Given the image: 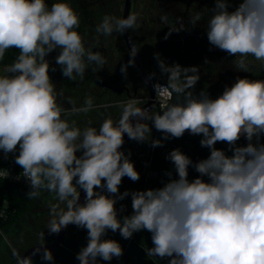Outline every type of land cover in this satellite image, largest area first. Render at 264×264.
Here are the masks:
<instances>
[{"label": "clouds", "instance_id": "clouds-1", "mask_svg": "<svg viewBox=\"0 0 264 264\" xmlns=\"http://www.w3.org/2000/svg\"><path fill=\"white\" fill-rule=\"evenodd\" d=\"M232 3L214 0L206 35L211 46L236 57V67L247 72L248 57L264 62V0H239L235 7ZM202 17L197 12L192 25ZM137 19L131 13L105 15L96 26L97 39L135 29ZM79 26L78 14L65 0L50 7L45 0H0V60L9 49L19 51L6 69L12 75L0 76V150L5 156L18 151L15 163L30 183L28 199L39 197L40 190L55 194L57 202L49 205V234L69 225L85 229L87 244L77 253L79 264L110 262L123 255L118 241L104 238L109 230L124 239L149 232L153 246L146 255L168 258V264H264V80L237 78L213 99L205 91H192L200 79L198 66L160 60L167 83L153 86L156 96L171 101L175 94L182 102L165 103L162 112L153 113L129 99L122 102L117 120L108 117L99 128H80L62 115L88 113L92 98L81 107L62 108L46 59L59 49L55 63L69 80L83 79L90 64L105 65L100 52L86 49ZM136 52L134 46L130 56ZM127 67L121 71L126 73ZM153 127L165 139L181 138L186 131L202 136L200 145L210 154L194 163L173 149L166 158L176 178L169 172L161 187L120 193L124 177L140 179L129 155L121 151L124 136L149 141ZM241 137L246 145H238ZM218 142L226 143L232 154L216 148ZM161 143L151 140L153 147ZM190 166L199 173L192 180ZM129 195L132 214L121 218L117 201ZM43 245L29 256L13 249L16 264H34L37 254L53 261Z\"/></svg>", "mask_w": 264, "mask_h": 264}, {"label": "trees", "instance_id": "trees-1", "mask_svg": "<svg viewBox=\"0 0 264 264\" xmlns=\"http://www.w3.org/2000/svg\"><path fill=\"white\" fill-rule=\"evenodd\" d=\"M117 6L116 8L109 9L108 6L105 4L103 5L102 12H98V7L95 6V0H86V6H85V20L82 25L83 34L87 38H92L91 44H93V48H95V28L94 24L97 23L98 15L101 13V15L104 17L105 15H117L120 17L121 12L119 7L121 6V1L116 0ZM146 10L144 11V18L148 20V26H143L142 24V31L144 30L149 31L148 28L151 26L149 24V19L156 17V20L159 16L157 13V7L156 5L153 6V10L151 13L149 11L150 6H146ZM116 16V17H117ZM156 23V21H151ZM91 31V32H90ZM151 37L147 39L148 45L143 46V50L149 52L151 56L153 57V52L157 49L156 41L160 42V39H158V36L160 35L157 33V31L154 33H150ZM158 39V40H157ZM159 44V43H158ZM90 48V47H89ZM88 48V49H89ZM92 48V49H93ZM87 49V48H86ZM93 51V50H92ZM156 53V52H155ZM158 54V55H157ZM156 55L160 56V52L158 51ZM19 55V51L17 49H9L6 51L5 56L3 60H0V68L7 69L8 66H10L12 63H14L16 57ZM145 68L152 74L154 78L155 83H159L161 80V77L163 73H154V71L157 69L156 67L151 68V64L143 63ZM131 66V65H129ZM133 69L132 72H129L131 77H122L120 81H123L124 79L127 81L125 84L126 87H120L124 91H120L117 93H112L111 91H106V89L102 86L101 80H100V72H97L95 70L94 65H89L86 73L84 75V78L81 79L79 76L76 77L75 80H69L70 83H72V86L67 85V90H70V93L67 92L69 100L71 101V108L73 106L75 107H81L84 105V101L86 98L91 97L93 101V108L88 113H78V114H67V116H64L62 118L68 119L69 122L75 121L76 125L80 128H84L87 126H93L96 128H99L100 124L103 122L105 118L111 117L114 121L117 120L121 113V104L122 102H127L129 97L125 95V91L128 89L131 92L133 91V88L139 84V76L134 75V66H131ZM151 68V69H149ZM99 73V75H98ZM7 75H12L11 73H7ZM49 75L51 77V67L49 71ZM124 78V79H123ZM76 84V85H74ZM141 86V85H140ZM142 87V86H141ZM144 90L145 96L148 95L147 90L142 87ZM120 89V90H121ZM194 94L199 95L200 92L205 91L210 98H216L220 96L222 93H219L218 91L210 88H205L202 86L200 82H197L194 89H192ZM133 93V92H132ZM183 97H177L174 94L173 97V103L176 102H182ZM155 128H152L151 131V140H153L154 136L156 134L163 135L161 132L156 131L154 132ZM151 140L145 141V142H137L131 143L126 151L124 152L125 155H129L130 160L134 163V166L136 170L140 174V178L143 180L137 181L136 185L132 184L131 180L127 177H124L122 180L121 185L119 186L120 193H123L124 191L131 192L133 189L136 188V190H146L150 188H158L161 187L163 182H166L169 179V176L167 173H172V178H176V173L174 167L167 163V158L165 155V147L158 146L157 147V153L145 155L144 153L151 148ZM261 142L264 143V136L261 137ZM138 145V146H137ZM136 149V151H135ZM79 155V153H78ZM199 160L193 161L198 162ZM150 164L149 170H146L147 165ZM151 170L160 172V176L157 177L155 180L149 179V174ZM189 170L196 174V177L199 176V173H197L194 169V167L190 166ZM205 180H207V177H204ZM129 181V182H128ZM128 182V185H125ZM124 187V188H123ZM30 191V189H27L23 186L8 182L6 180L0 179V201L1 202H8L11 209L12 214L4 222H1L0 227L2 232H7L9 228L14 224L17 223L25 214L30 210L31 206L34 204L35 200L38 198L28 199L27 193ZM111 195V194H109ZM127 199V200H126ZM120 202L123 203L122 207V213L120 217L122 218L125 215H131L132 214V208H131V198L125 197L123 200H118L117 204H120ZM69 225V229H70ZM43 229L47 230V227H44ZM39 230V228L37 229ZM2 232L0 231V249H3L5 253L7 252V249H4V237L2 235ZM31 233V231H27ZM48 235L44 234V240H40L39 244H44L51 242L48 239ZM81 244V241L73 240L68 237V234L66 236V239L64 241V246L60 248L57 252H68L69 254L72 253V250L76 247H79ZM79 245V246H78ZM151 243V234L147 231H140L136 233L135 239H133L131 246L126 251L125 254V261L126 264H168V258L160 259L155 257H149L146 255V250L150 247H152ZM123 249V248H122ZM57 252L53 253L56 254ZM118 258H113L110 262L103 261L105 264H113Z\"/></svg>", "mask_w": 264, "mask_h": 264}, {"label": "flooded vegetation", "instance_id": "flooded-vegetation-1", "mask_svg": "<svg viewBox=\"0 0 264 264\" xmlns=\"http://www.w3.org/2000/svg\"><path fill=\"white\" fill-rule=\"evenodd\" d=\"M120 1V17H123L125 0ZM45 2L50 7L54 2H62V0H45ZM65 2L69 3L78 14L80 18V26L77 31L80 29L82 30L83 22L86 21V0H65ZM116 2V0H95L94 4L96 7H98V12H102L104 4L108 6V8L110 7L109 9L114 10L117 6ZM238 2L239 0H233L232 7H235ZM143 4L150 6L149 11L151 13H153V6L156 5L157 7L156 10L159 16L157 20L156 17L150 18L149 24L152 25L153 22L151 21L154 20L156 23H158V34L160 32L161 35L159 42V47L161 48V60H163L168 65L179 64L182 67L198 66L199 75L204 73L205 70H208V72L211 73L209 83L212 85V87H216V85H219L220 83L230 84L231 81H234V78H232L231 75L230 65L231 62H234V60L237 58L228 56L227 53L211 46L206 35L207 20L211 14L208 9L214 7V0H132V8L130 13L139 16L142 12L141 5ZM172 5L175 6L174 11L169 9V6ZM146 6L144 11L147 9ZM197 12L203 13V17L196 23L195 26H193L191 19L196 15ZM111 16L117 15L111 14ZM162 17H166V20L162 19ZM103 18L104 17L101 15V13H99L97 23L94 24L96 47L89 49L93 50L94 52H100L106 60V64L101 67L100 73L102 86L106 89V91L117 93L124 91L120 87H126L125 85L120 84V79L122 77H131L128 70H126V73L121 71L122 66L128 65L129 67V65L134 66V64H129V61L132 60V57L130 56V52L126 43L125 46L127 50L126 48L118 46V39L120 35L125 42L123 34L114 32L109 36L100 35L97 39L98 34L96 33V26L102 22ZM147 22L148 20L146 17L145 19L141 20L137 19L138 27L135 29H129V32L140 55L142 56V63L151 64V68H160L159 60L155 61L149 52L143 50V46L147 45V39H149V37H147L145 32L142 31V24L143 26H148ZM148 28L150 29V33L157 31L152 26H149ZM170 29L175 31H172L171 34L168 35ZM81 30L78 32L83 34V31ZM148 33L149 32L147 31V34ZM138 34H142V36L138 37ZM166 35L167 38H165ZM139 42H141V45H139ZM251 58L252 57H248V60H251ZM221 59L223 60V65L219 66V60ZM249 67H254L253 70L255 72V76L257 77L258 65L256 66L249 64ZM141 84L142 80L140 78L139 84L133 88V93L128 89L125 91V95L127 97L139 101L138 107L145 103L149 97V95L145 96L144 91H142L143 88L140 86ZM67 92L70 93V90H67ZM157 112L156 106L154 113ZM150 152L151 148H149L144 154L149 155Z\"/></svg>", "mask_w": 264, "mask_h": 264}, {"label": "rangeland", "instance_id": "rangeland-1", "mask_svg": "<svg viewBox=\"0 0 264 264\" xmlns=\"http://www.w3.org/2000/svg\"><path fill=\"white\" fill-rule=\"evenodd\" d=\"M53 1V0H52ZM55 3V2H54ZM146 5H141V13L138 17V19H145L144 18V8ZM169 9L171 11L175 10V6H169ZM157 30L158 33V23H154L151 25ZM80 31V30H78ZM145 34L147 37H151L150 31L149 33H146V30H144ZM81 36L83 38L85 47L88 49L93 48V44H91L92 38H87L84 34L81 33ZM142 34H138V37H141ZM136 37V35H135ZM161 35L158 36V39H160ZM157 39V40H158ZM118 43L120 47L126 48L125 42L122 39V36H119ZM149 43V42H147ZM159 40L158 42L156 41L157 49L153 52V59L155 61H160L161 58L160 56H157L156 54L158 51L160 52L161 48L159 47ZM139 45H141V42H139ZM148 45V44H147ZM127 50V48H126ZM59 49L54 50L51 52L46 59L49 61L50 67H51V79L54 83L55 90L58 94L57 96V103L64 108L65 110H70L71 109V101L69 100L68 94L65 91L67 85L72 86V83L69 82V79L65 78L62 76V71L59 65H56L55 63V58L59 54ZM156 52V53H155ZM219 66L223 65V60H219ZM247 62L250 65H258V76H255V72L253 70L254 67H249L247 72L240 71L236 67L235 60L234 62H231L230 65V71L232 78H234V81H231L230 84L226 83H220L219 85H216V87H212V85L209 83L210 80V75L211 73L208 72V70L204 71V73L200 74V79L199 81L202 83V86L205 88H213L216 91H219V93H223L224 89L226 87H230L232 84L235 83L237 78H249V79H261L264 80V62L261 61H256L255 59L251 58V60H247ZM95 66V70L97 72H100L101 66H98L96 64H91ZM54 69V70H53ZM128 72H132L133 69L131 66L127 67ZM154 73H162L160 68H157ZM254 73V74H253ZM7 75V72L5 69L0 68V76ZM99 75V73H98ZM134 75L139 76L136 69L134 68ZM110 77V76H109ZM111 78V77H110ZM124 79V78H123ZM140 81V78L139 80ZM127 81L124 79L123 81H120V84H125ZM160 82L162 83H167V75L163 73ZM76 85V84H74ZM144 91V90H142ZM67 112L62 115V117L67 116ZM156 129L154 132L156 133ZM159 139L161 140V145L162 147H165V155L166 157L168 154L173 150V149H179L181 152L186 154L191 158L192 161L196 160H202L206 159L208 155L210 154V150L205 147H201L200 145V140L202 139V136L199 135H191L187 131L184 133V135L181 138H172L169 137L167 139L164 138L163 135H158L156 134L153 138V140ZM238 145L243 146L246 145L247 141L244 139V137H241V139L237 142ZM158 147V146H157ZM157 147L151 146V152L149 153L150 155L153 153H157ZM216 148L222 149L226 152V154L231 155V151L229 150V146L226 143H217L215 145ZM167 163L173 164L170 162V160L167 159ZM174 167V166H173ZM150 164L147 165L146 170H149ZM152 171L148 172L150 174ZM161 174L160 172L156 171V177H159ZM189 180L195 179L196 174L191 172L189 170ZM138 181L143 180L140 178ZM129 182V181H128ZM128 182L125 185H128ZM132 184L136 185V182L131 181ZM124 188V187H123ZM132 191H136V188L133 189ZM131 198V196L129 195ZM127 200V199H126ZM57 200L55 198L54 193H50L47 190H40V195L39 197L35 200L34 204L31 206L30 210L23 216L17 223H14L7 232H2V235L4 237V249H7V252L3 249H0V264H16V259L12 255V250L16 249L17 251L20 252L22 255L27 249L30 247L39 244L40 242V233L44 232V234L48 235L49 241H52L55 237L56 234H49L48 231L43 229L44 227H47L49 219H50V209L49 205L56 203ZM124 202H120V204L116 205V208L118 210V215L120 216L122 213V206ZM63 207V205H61ZM39 228V230H37ZM31 231V233L27 232ZM68 237L73 240L81 241V244L79 247H76L75 249L72 250V253L68 252H57L56 254H53V261L48 262V261H43L41 260V257L33 259L34 264H79V261L76 259L77 253L81 250L82 247L86 246L87 244V231L85 229L78 228L75 225H71L70 229H68ZM136 233L133 234V236L130 239H124L120 233L117 232H112L108 231L106 236L104 237L105 239H113L116 240L120 243L121 247L123 248V251L125 249H128L129 246H131V243L133 239H135ZM98 263H104L103 260H99Z\"/></svg>", "mask_w": 264, "mask_h": 264}, {"label": "water", "instance_id": "water-1", "mask_svg": "<svg viewBox=\"0 0 264 264\" xmlns=\"http://www.w3.org/2000/svg\"><path fill=\"white\" fill-rule=\"evenodd\" d=\"M131 8H132V0H125L123 17H126L128 14H130ZM123 37H124V40H125V43L127 45L129 52H131L133 47L135 46V50L137 52H136L134 57H132V56L131 57H132V60H134V63H133L134 67H135L139 77L142 80L141 86L147 90L148 95H149L147 101L145 103H143L140 107L141 108L145 107L147 109H150L154 113L155 108H156V102H155V91H154V87H153L155 85V82H154L153 76L143 65L142 56L140 55V53L136 47V44L134 43V41L130 35L129 30L125 31L123 33ZM133 142H135V141L129 139L127 137V135L125 134L124 144L122 146L121 151L125 152L127 147ZM156 178H157L156 177V171H152L149 174V179L155 180ZM84 199H85V193L83 191H81L80 202L83 203ZM68 229H69V226L67 228L61 230V232L59 234L55 235L54 239L51 242L44 243L43 247L49 249L52 252V254L57 252L60 248H62L64 246V241L66 239ZM40 245L41 244H37V245L30 247L22 255H25V256L32 255L35 248L39 247ZM39 257H41V254H37V255L33 256V259L39 258Z\"/></svg>", "mask_w": 264, "mask_h": 264}, {"label": "built area", "instance_id": "built-area-1", "mask_svg": "<svg viewBox=\"0 0 264 264\" xmlns=\"http://www.w3.org/2000/svg\"><path fill=\"white\" fill-rule=\"evenodd\" d=\"M159 83L162 85L165 84L162 82H159ZM155 102L157 106V111L162 112L163 105L165 103H173V99L171 101H167L162 97L156 96V93H155ZM16 155H18V151L16 153H9L7 154V156H5L3 151L0 150V179L23 186L31 190L29 181L20 175V173L22 172V169L20 168V166H18L15 163ZM5 170H7V172ZM11 214H12V209L9 203L6 201L4 202L0 201V224L1 222H4L7 219H9ZM0 231H1V227H0ZM126 251L127 249L123 251V255L119 257L118 260H116L113 264H126V261H125ZM98 264H105V263H98Z\"/></svg>", "mask_w": 264, "mask_h": 264}]
</instances>
